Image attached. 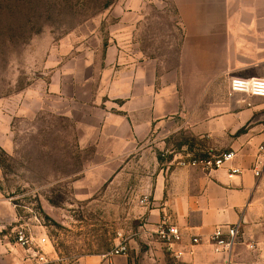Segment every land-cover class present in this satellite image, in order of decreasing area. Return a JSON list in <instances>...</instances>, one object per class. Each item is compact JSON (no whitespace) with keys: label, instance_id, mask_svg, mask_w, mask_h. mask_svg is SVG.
<instances>
[{"label":"crops","instance_id":"crops-1","mask_svg":"<svg viewBox=\"0 0 264 264\" xmlns=\"http://www.w3.org/2000/svg\"><path fill=\"white\" fill-rule=\"evenodd\" d=\"M163 5L173 42L161 54L141 50L140 19L129 15L118 24L124 23L123 43L113 32L105 46L78 45L70 62L46 65L18 98L29 115L51 108L74 122L113 170L133 155L146 160L148 224L166 220L185 241L192 235L205 241L217 226L240 224L228 256L203 242L176 264H264V169L259 177L252 171L258 147L264 148V99L228 89L232 77L264 78V0ZM179 137L202 143L204 151H233L232 164L242 173L229 178L226 167L179 166L180 150H195L190 143L176 148ZM17 222L14 204L0 190V264L44 259L41 247L27 250L15 242ZM149 252L165 255L160 246ZM129 261L127 255L89 256L79 264Z\"/></svg>","mask_w":264,"mask_h":264},{"label":"rangeland","instance_id":"rangeland-1","mask_svg":"<svg viewBox=\"0 0 264 264\" xmlns=\"http://www.w3.org/2000/svg\"><path fill=\"white\" fill-rule=\"evenodd\" d=\"M163 2L0 0V190L33 242L46 239L44 259L34 264H79L106 256L119 243L126 244L130 264H176L150 253L159 244L143 232L148 162L133 155L113 170L74 122L51 108L29 115L18 98L46 65L70 62L78 45L105 46L113 32L123 43L124 23L118 24L129 15L140 19L141 50L161 54L173 42ZM182 143L195 147V157L225 152L204 151L202 143L182 137L176 148Z\"/></svg>","mask_w":264,"mask_h":264},{"label":"built area","instance_id":"built-area-1","mask_svg":"<svg viewBox=\"0 0 264 264\" xmlns=\"http://www.w3.org/2000/svg\"><path fill=\"white\" fill-rule=\"evenodd\" d=\"M229 93H239L249 97L264 99V78H239L232 77L229 79ZM235 153L225 151L212 157H195L191 154L181 156L177 164L181 167H201L206 170H214L226 167L229 178L236 177L242 173V169L234 166L233 160ZM264 169V148L259 146L253 162L252 171L255 177H259ZM149 193L143 196L141 203H149ZM143 232L149 238H154L163 252L174 260H181L183 257L192 256L195 247L206 242L214 254L229 255L233 247L238 243L241 234L239 223L232 225L217 226L204 241L201 237L192 235L185 241L182 231L175 225L162 220L159 223L150 225L147 222L143 225ZM15 242L27 250L35 244L41 247L46 243L45 238H40L37 243L25 227L16 226L14 228ZM127 246L119 243L114 247L105 258L111 259L114 256L126 255Z\"/></svg>","mask_w":264,"mask_h":264}]
</instances>
